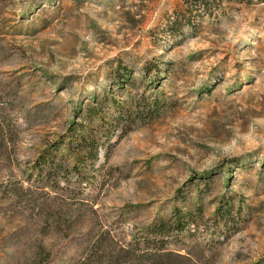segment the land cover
I'll return each mask as SVG.
<instances>
[{
	"label": "rangeland",
	"instance_id": "374dc122",
	"mask_svg": "<svg viewBox=\"0 0 264 264\" xmlns=\"http://www.w3.org/2000/svg\"><path fill=\"white\" fill-rule=\"evenodd\" d=\"M155 61L165 107L101 153L95 192L26 181L117 64L154 95ZM223 198L241 227L221 245L200 228L185 250L135 246L175 207L209 223ZM0 264H264V0H0Z\"/></svg>",
	"mask_w": 264,
	"mask_h": 264
},
{
	"label": "trees",
	"instance_id": "16d2710c",
	"mask_svg": "<svg viewBox=\"0 0 264 264\" xmlns=\"http://www.w3.org/2000/svg\"><path fill=\"white\" fill-rule=\"evenodd\" d=\"M155 62L147 63L140 73L141 81L147 83L146 92H155L150 97L145 92L136 94L134 70L117 64L107 85L102 87L103 97H83L74 107L65 133L48 142L35 160L26 162V181L42 187L50 186L54 192L66 196L81 197L95 192L101 170V153L108 158L120 140L138 126L153 121L165 107L164 95L160 92L165 65ZM85 101L89 103L85 105ZM210 175L207 173L201 178L206 181ZM237 210L234 202H226L223 198L214 219L205 224L202 221L203 207L196 205L194 210L175 207L169 219L158 217L143 227L134 244L158 251H164L167 245L185 250L195 232L202 228L212 245H221L222 239L228 240L240 230L237 213L241 208Z\"/></svg>",
	"mask_w": 264,
	"mask_h": 264
}]
</instances>
